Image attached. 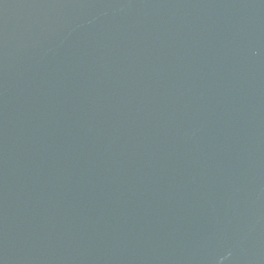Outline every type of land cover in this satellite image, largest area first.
I'll return each instance as SVG.
<instances>
[{
    "label": "water",
    "instance_id": "95a60500",
    "mask_svg": "<svg viewBox=\"0 0 264 264\" xmlns=\"http://www.w3.org/2000/svg\"><path fill=\"white\" fill-rule=\"evenodd\" d=\"M0 198L49 264H264V0H0Z\"/></svg>",
    "mask_w": 264,
    "mask_h": 264
}]
</instances>
